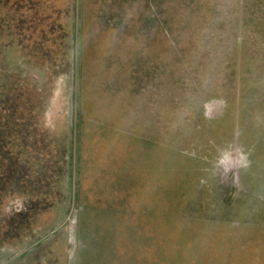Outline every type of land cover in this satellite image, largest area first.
I'll list each match as a JSON object with an SVG mask.
<instances>
[{"label":"rangeland","instance_id":"obj_1","mask_svg":"<svg viewBox=\"0 0 264 264\" xmlns=\"http://www.w3.org/2000/svg\"><path fill=\"white\" fill-rule=\"evenodd\" d=\"M245 8L0 0V264H264Z\"/></svg>","mask_w":264,"mask_h":264},{"label":"crops","instance_id":"obj_2","mask_svg":"<svg viewBox=\"0 0 264 264\" xmlns=\"http://www.w3.org/2000/svg\"><path fill=\"white\" fill-rule=\"evenodd\" d=\"M243 6L246 7V21L250 22L252 19L255 22V20L258 22H262V39H264V0H242ZM252 16H254L252 18ZM257 17V18H256ZM255 19V20H254ZM249 68V65H248ZM262 84H264V69H262ZM262 100H264V94H262ZM79 155L76 156V168L79 167ZM79 172V170H78ZM79 174V173H78Z\"/></svg>","mask_w":264,"mask_h":264},{"label":"trees","instance_id":"obj_3","mask_svg":"<svg viewBox=\"0 0 264 264\" xmlns=\"http://www.w3.org/2000/svg\"><path fill=\"white\" fill-rule=\"evenodd\" d=\"M28 177H29V178H32V177H30V176H27L26 173L23 174V176H22V182H23V184H24V183L27 184V182H28V181H27V178H28ZM33 178H35L34 180H39L38 176H36V175H35ZM31 181H32V180H31ZM30 183H31V182H30ZM33 183H34V181H33ZM23 188H24V186H23Z\"/></svg>","mask_w":264,"mask_h":264}]
</instances>
